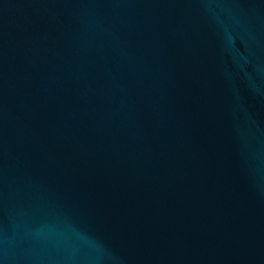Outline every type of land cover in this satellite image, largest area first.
<instances>
[{
  "label": "water",
  "instance_id": "1",
  "mask_svg": "<svg viewBox=\"0 0 264 264\" xmlns=\"http://www.w3.org/2000/svg\"><path fill=\"white\" fill-rule=\"evenodd\" d=\"M0 264H264V0H0Z\"/></svg>",
  "mask_w": 264,
  "mask_h": 264
}]
</instances>
